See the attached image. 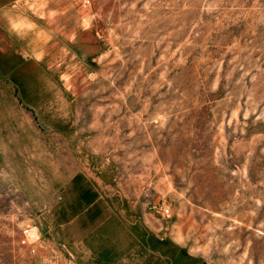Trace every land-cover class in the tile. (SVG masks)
Listing matches in <instances>:
<instances>
[{"label": "rangeland", "instance_id": "rangeland-1", "mask_svg": "<svg viewBox=\"0 0 264 264\" xmlns=\"http://www.w3.org/2000/svg\"><path fill=\"white\" fill-rule=\"evenodd\" d=\"M0 264H264V0L0 7Z\"/></svg>", "mask_w": 264, "mask_h": 264}, {"label": "built area", "instance_id": "built-area-1", "mask_svg": "<svg viewBox=\"0 0 264 264\" xmlns=\"http://www.w3.org/2000/svg\"><path fill=\"white\" fill-rule=\"evenodd\" d=\"M167 212V209H164ZM37 239V229L35 226L22 225L19 231V243L22 246L34 251V243Z\"/></svg>", "mask_w": 264, "mask_h": 264}, {"label": "crops", "instance_id": "crops-1", "mask_svg": "<svg viewBox=\"0 0 264 264\" xmlns=\"http://www.w3.org/2000/svg\"><path fill=\"white\" fill-rule=\"evenodd\" d=\"M14 0H0V7H4L8 3L12 2Z\"/></svg>", "mask_w": 264, "mask_h": 264}]
</instances>
